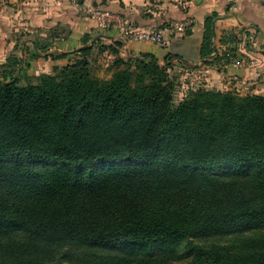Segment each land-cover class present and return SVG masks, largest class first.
<instances>
[{"label":"trees","instance_id":"obj_1","mask_svg":"<svg viewBox=\"0 0 264 264\" xmlns=\"http://www.w3.org/2000/svg\"><path fill=\"white\" fill-rule=\"evenodd\" d=\"M218 17L200 56L222 70L240 40L224 33L218 50ZM61 30L32 39L34 59L70 56L37 82L15 53L0 64V264H153L158 244L184 245L187 264H264V95L190 87L177 100L176 55L123 58L99 34L48 53ZM214 236L231 240L196 242Z\"/></svg>","mask_w":264,"mask_h":264},{"label":"crops","instance_id":"obj_2","mask_svg":"<svg viewBox=\"0 0 264 264\" xmlns=\"http://www.w3.org/2000/svg\"><path fill=\"white\" fill-rule=\"evenodd\" d=\"M98 7L124 16L141 29L184 20H191L193 25L181 36L167 35V45L161 47L151 41L124 37L114 27L98 28L91 15L92 9ZM214 12L219 15L215 22L216 47L222 52L224 46L220 40L224 33H235L240 42L233 47L238 48L239 55L243 53L248 56L246 66L230 65L219 70L204 64L205 60L200 56L203 27L206 17ZM61 28L68 29L70 34L52 40L48 53L73 52L83 47L85 34H99L104 44L121 43L120 55L123 58L151 53L163 64L168 54L176 55L178 58L173 60L177 63L174 73L179 74L180 79H185V88L188 89L228 90L233 83L242 88L260 77L264 82V3L260 0H0V64L15 53L30 64V70L40 66L38 75L51 73L55 66L67 63L70 56L65 59H34L32 39L44 40L52 33L61 35ZM245 31L254 36L249 51L244 46L247 38ZM23 33H33L25 47L18 39ZM185 69L192 72L194 80L182 72ZM232 76L236 79L233 83L230 82Z\"/></svg>","mask_w":264,"mask_h":264},{"label":"rangeland","instance_id":"obj_3","mask_svg":"<svg viewBox=\"0 0 264 264\" xmlns=\"http://www.w3.org/2000/svg\"><path fill=\"white\" fill-rule=\"evenodd\" d=\"M260 1L262 3H264V0H260ZM254 28L257 31V28L256 27H254ZM31 34H33V33H31ZM31 34L23 33V34L19 35L18 39L22 40V41H20V43H22L23 47L27 46L25 43L27 42V39ZM61 34H65V32H62ZM253 37H254L253 34H250L249 36H247L246 41H244V46H247L248 51L250 49L249 46L251 45V41H252ZM45 39L46 38H44V40ZM241 42H243V41H241ZM225 49L226 48L223 47V50H225ZM91 58L93 60H95L94 65H93L94 74L100 78H109L111 72L107 71V69H106L107 65H108L109 57L104 56L103 54H98V50L96 49ZM248 59L249 58L246 54L241 53V58H239L238 61H245V66H246L249 63ZM236 62L237 61H235L234 64ZM234 64H232L231 66L238 67V66H234ZM39 68H40V66L36 67V70H34V69L30 70L29 69V74L31 75V81L34 83L37 82V79L39 77V75L37 74V73H39V70H38ZM182 72L184 73V71H182ZM187 73L188 74H186V73H184V74L192 77V80L195 79V77L193 76V74L190 70ZM183 76L184 75H182L181 77H183ZM230 78H231L230 79L231 83H233V81H236L234 76H232ZM260 78L257 80H254L252 82V84H248L246 86L243 85L242 88H241V86H240V88L238 86H235V84L233 83L232 86L228 87V90L224 89L222 91H231V92H234V93L239 94V95L256 94V92L264 94V82H262ZM262 79L264 80V75H263ZM184 80L185 79H181L182 90L179 92L177 100H181L186 95L187 91L189 90L188 88H185V84H184L185 81ZM255 81H261V82H255ZM244 88H245V91H243ZM230 240H231V236H227V237L214 236V237H210V238H206V239H196V242L202 243V244H211V243H227ZM119 250L120 249H116V251H119ZM184 252H185L184 245H178L176 248H173V249H165L162 247V245L158 244V245L153 246L152 255L150 257L153 259H156V261H154L153 264H187L189 259L182 257ZM136 256H147V257H149V255L147 254V251H144V250L138 251Z\"/></svg>","mask_w":264,"mask_h":264},{"label":"built area","instance_id":"obj_4","mask_svg":"<svg viewBox=\"0 0 264 264\" xmlns=\"http://www.w3.org/2000/svg\"><path fill=\"white\" fill-rule=\"evenodd\" d=\"M92 18L100 29L114 27L122 36L136 41H151L161 47L167 45V35L181 36L193 25L191 20L169 22L157 28L141 29L135 26L124 16L109 11L105 8H94L91 11ZM245 61H237L234 66H243ZM185 69L184 73L188 74Z\"/></svg>","mask_w":264,"mask_h":264}]
</instances>
